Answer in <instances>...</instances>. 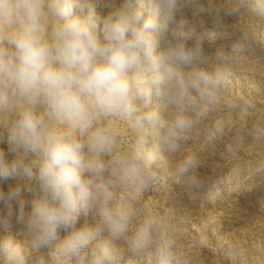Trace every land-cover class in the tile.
<instances>
[{
  "label": "clouds",
  "instance_id": "clouds-1",
  "mask_svg": "<svg viewBox=\"0 0 264 264\" xmlns=\"http://www.w3.org/2000/svg\"><path fill=\"white\" fill-rule=\"evenodd\" d=\"M103 6L100 16L92 0H0V206L9 219L27 215L33 246L60 241L57 250L80 264H117L114 241L126 234L133 213L112 206L116 181L145 188L142 173L154 153L174 151L191 126L190 93L204 98L215 87L208 72L195 68L199 43H188L196 39L189 17L200 14L199 0ZM154 98L174 109L168 118ZM116 121L136 134L128 152L117 151ZM196 164L188 158L179 171ZM12 181L20 183L5 191ZM89 214L100 224L78 229L80 216ZM153 224L145 221L129 240L134 250ZM105 232L109 238L101 239ZM0 255L6 264H26L10 239L0 242Z\"/></svg>",
  "mask_w": 264,
  "mask_h": 264
},
{
  "label": "rangeland",
  "instance_id": "rangeland-1",
  "mask_svg": "<svg viewBox=\"0 0 264 264\" xmlns=\"http://www.w3.org/2000/svg\"><path fill=\"white\" fill-rule=\"evenodd\" d=\"M98 15H106L104 0H92ZM200 14L190 16L201 62L197 70L215 81L211 95L190 93L185 113L191 126L178 138L174 151L154 153L142 173L146 187L116 181L112 206L132 213L126 234L114 241L117 264H264V0H199ZM154 104L164 118L174 111L164 101ZM117 151L131 150L136 134L125 121H116ZM152 140L146 149L152 151ZM188 158L196 166L187 173L179 167ZM17 181L4 185V190ZM24 199L33 196L25 193ZM26 214L30 211L26 209ZM147 239L140 250L129 240L145 227ZM0 242L12 240L24 253L26 264H80L59 252L60 241L35 247L24 220L8 218L0 206ZM98 217L81 215L76 227L93 228ZM66 233H61V240ZM105 232L101 239H108ZM94 240L85 253L95 249ZM0 264H6L0 255ZM87 264V261H85Z\"/></svg>",
  "mask_w": 264,
  "mask_h": 264
}]
</instances>
